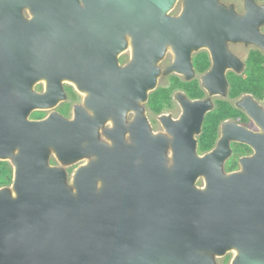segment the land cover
Listing matches in <instances>:
<instances>
[{
    "label": "water",
    "instance_id": "obj_1",
    "mask_svg": "<svg viewBox=\"0 0 264 264\" xmlns=\"http://www.w3.org/2000/svg\"><path fill=\"white\" fill-rule=\"evenodd\" d=\"M81 2L84 8L79 0H0V161L13 169L9 187L0 188V264H215L229 250L237 252L232 264H256L264 246V153L242 159L244 172L233 174L220 171L226 142L198 156L194 134L207 102L183 101L179 121L165 118L174 135L169 167L168 141L147 131L138 114L145 128L138 149L123 145L120 131L117 139L108 133L113 148L98 142L109 116L98 103L89 104L93 117L77 107L71 120L28 118L53 107L62 80L80 84V62L97 61L92 37L100 28L133 37L125 68L112 64L125 47L116 37L100 51L113 75H91L115 96L111 113L120 127L121 113L138 111L137 101L156 87L166 48L178 57L171 69L187 70L192 47L232 29L227 12L217 0H186L180 17L167 15L175 0ZM25 7L36 17L24 19ZM41 80L47 89L40 94L32 86ZM87 90L93 99L101 89ZM52 155L63 165L92 159L75 170L70 187L65 169L49 164ZM199 177L205 189L195 187Z\"/></svg>",
    "mask_w": 264,
    "mask_h": 264
},
{
    "label": "flooded vegetation",
    "instance_id": "obj_2",
    "mask_svg": "<svg viewBox=\"0 0 264 264\" xmlns=\"http://www.w3.org/2000/svg\"><path fill=\"white\" fill-rule=\"evenodd\" d=\"M233 1L217 0L216 6L217 9L221 8L227 12L225 17L231 20L228 26H232V29L227 30L222 39L219 38V34L222 35L224 32L215 31L208 38L209 43L192 47L187 70L171 69L178 57L170 46L166 48L162 64L163 70L168 69V71L165 73L163 84L156 83L153 90H161L160 112H155L149 102L150 93L153 92L151 91L147 94L146 100L137 101L140 113L132 108L125 109L121 113L120 127L117 128L116 119L111 113V110L117 106L116 98L114 95L104 93L103 89L109 88L105 85V79L98 77L95 81L91 75L100 76L107 73L113 75L106 52L100 53V51H106V41H115L116 37L120 38L125 47L115 55L116 62L112 64L118 69L125 68L132 59L133 37L128 33L98 28L99 30H96L92 37L93 41L97 42L96 49L99 51L95 65L80 62L78 68L81 75L80 84L75 86L69 80H62L59 88L62 95L57 92L55 99L51 100L53 111L49 112L50 108L36 110L37 115L31 117V120H42L51 113L71 120L77 107L86 116L93 117L89 104L98 103L100 107L109 109V116L97 129L98 142L113 148L114 143L108 133L112 131L115 134L113 138L117 139L116 134L120 131L119 139L122 140L123 145L138 149L143 148L145 143L143 137L145 128L143 123L137 122L138 114L141 119L146 120L147 131L150 130L152 135L162 136L168 141L165 157H168L167 163L170 165L171 141L174 135L169 132L170 123L165 118L170 122L179 121L184 115L183 101L207 102L208 107L203 116L200 133L194 134L197 141V155L213 154L219 150L220 143L226 142L228 150L220 164V171L225 174L243 173L242 159L254 158L264 153V44L257 41L261 38L264 40V0H237L236 3ZM185 2L186 0L180 10L170 8L167 15L180 17ZM79 3L82 5L81 0ZM21 14L26 20L36 17V14L27 7L22 8ZM50 17L51 15L47 19L49 20ZM88 50L90 51V48ZM109 80L113 81L111 77ZM93 83L97 85L94 86ZM32 89H35L36 93H45L47 89L45 80L36 82ZM87 89L101 90L94 94L92 99ZM203 134L206 137L201 139ZM203 141L206 143V148L200 151L199 147ZM138 161L139 159L136 162ZM81 162L71 168H65L66 174L72 175L74 169L86 164L83 160ZM49 164L61 167L53 155L49 159ZM195 185L205 189L207 183L203 177H199ZM252 193L256 194V189L248 192V194ZM257 250L256 264L264 263V246L258 247ZM236 256L235 250H229L224 255L217 256L215 264H232Z\"/></svg>",
    "mask_w": 264,
    "mask_h": 264
},
{
    "label": "trees",
    "instance_id": "obj_3",
    "mask_svg": "<svg viewBox=\"0 0 264 264\" xmlns=\"http://www.w3.org/2000/svg\"><path fill=\"white\" fill-rule=\"evenodd\" d=\"M161 90L156 89L155 91L150 93V99L149 102L152 106V108L155 110V112L161 111V106L159 103H161ZM206 136L203 134L202 138H205ZM205 140V139H203ZM206 143L203 141L199 147L200 151L205 150ZM12 181V167L8 163V161H0V187L2 186H9Z\"/></svg>",
    "mask_w": 264,
    "mask_h": 264
},
{
    "label": "rangeland",
    "instance_id": "obj_4",
    "mask_svg": "<svg viewBox=\"0 0 264 264\" xmlns=\"http://www.w3.org/2000/svg\"><path fill=\"white\" fill-rule=\"evenodd\" d=\"M183 2H184V0H175V2H174V4H173V6L171 7V9H175V10H180L181 8H182V6H183ZM237 2V0H234L233 1V3H236ZM168 14V13H167ZM163 58H164V56H163ZM163 58H161L160 60H159V62L157 63V66L159 67V69H160V74L158 75V77H157V84H163V82H164V80H165V73L168 71V69L167 70H163V64H162V60H163ZM33 91H35V89H33ZM51 111H53V108H50V111L49 112H51ZM52 114V113H51ZM36 115H37V112L36 111H33L30 115H29V119H31V117H36ZM172 154V153H171ZM167 158L168 157H166V161H167ZM50 159V158H49ZM92 158H90V157H84V158H81L80 160H77V161H75V162H72V163H70V164H68V165H63V164H61V167L63 168V169H65V168H71V167H73V166H76V165H78L79 163H82L81 161L83 160V162H85L86 164L91 160ZM8 162L11 164V161L10 160H8ZM170 165H168V163H167V165L168 166H171V163H172V158H170ZM85 164V165H86ZM82 166V165H81ZM84 166V165H83ZM80 167V166H79ZM75 170L76 169H74L73 170V173H72V175H67V184L71 187L72 185H71V180H72V177H73V174H74V172H75ZM204 180V179H203ZM197 188L199 187L198 185H195ZM9 187V186H8ZM198 189H200V188H198ZM220 263H221V261H220Z\"/></svg>",
    "mask_w": 264,
    "mask_h": 264
}]
</instances>
